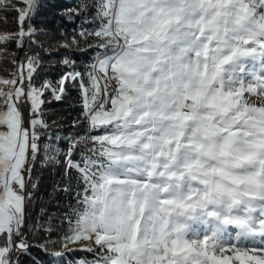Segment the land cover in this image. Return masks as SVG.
<instances>
[{
	"label": "snow or ice",
	"instance_id": "6c2138e0",
	"mask_svg": "<svg viewBox=\"0 0 264 264\" xmlns=\"http://www.w3.org/2000/svg\"><path fill=\"white\" fill-rule=\"evenodd\" d=\"M18 2L0 0L19 28L0 45L23 50L41 0ZM71 12L94 25L60 45L93 54L85 72L65 56L73 70L37 85L43 62L25 54L0 77V264L33 247L90 254L76 264H264V0H83ZM69 83L84 132L53 137L44 106ZM40 156L76 171V206L58 239L29 244L49 231L28 224Z\"/></svg>",
	"mask_w": 264,
	"mask_h": 264
},
{
	"label": "trees",
	"instance_id": "16d2710c",
	"mask_svg": "<svg viewBox=\"0 0 264 264\" xmlns=\"http://www.w3.org/2000/svg\"><path fill=\"white\" fill-rule=\"evenodd\" d=\"M82 2L83 0H41L37 15L32 21L37 29V34L33 37L35 42L23 50L17 49L15 42L0 45V49H6L14 54L13 56L0 55V77L11 78L9 73L14 71V67L9 61L15 59L16 56L20 60L26 59L25 54H38L43 62L35 76L37 85L45 80L55 82L65 72L73 70L61 65V60L65 56L75 60V70L85 72L86 65L90 63L93 54L91 52H68L60 47L66 38L70 39L74 32H78L81 27L91 29L94 26L82 23L85 19L84 14H72L71 10L78 9ZM13 3L19 7L24 6L19 4L18 0H13ZM16 19V12L10 8L0 11V35H14L18 32ZM25 27H27V21ZM81 47H85L83 42ZM53 65L55 66L53 67ZM46 97L50 98L48 94ZM44 109L43 119L48 122L49 133L53 137L59 135L64 138H76L83 134L82 126L74 127V122L80 119L83 111L79 84H67L62 100L46 104ZM45 142L43 138L40 141L41 145ZM53 143L55 144V141ZM58 146L66 151L68 146L66 139L60 140ZM73 158L79 160V152ZM64 161L65 157L59 156L58 162L45 164L40 156L34 165L32 181L36 183V188L32 189L31 185L28 187V191L33 193V198L27 207L28 224L34 226L40 223L49 231H37L34 234L35 238L32 233H28L29 244H44L49 238L56 240L68 229L66 217L72 213L76 206L74 194L77 190L75 188L77 173L72 170L66 176ZM65 187L69 188L68 192L61 190ZM47 250L48 252L59 250V245L48 244ZM18 256L19 264H67L69 261L71 264H76L79 259L91 258L90 254L86 252H72L64 260H59L47 255L39 247L30 248L28 254L19 253Z\"/></svg>",
	"mask_w": 264,
	"mask_h": 264
},
{
	"label": "built area",
	"instance_id": "2783aa9c",
	"mask_svg": "<svg viewBox=\"0 0 264 264\" xmlns=\"http://www.w3.org/2000/svg\"><path fill=\"white\" fill-rule=\"evenodd\" d=\"M24 116L28 118V106L26 104L21 105Z\"/></svg>",
	"mask_w": 264,
	"mask_h": 264
},
{
	"label": "rangeland",
	"instance_id": "374dc122",
	"mask_svg": "<svg viewBox=\"0 0 264 264\" xmlns=\"http://www.w3.org/2000/svg\"><path fill=\"white\" fill-rule=\"evenodd\" d=\"M28 51V50H26ZM25 60L24 58L22 59V61ZM6 90V89H5ZM25 119L27 120V117H25ZM19 255V253H13V260L15 261L16 257Z\"/></svg>",
	"mask_w": 264,
	"mask_h": 264
}]
</instances>
